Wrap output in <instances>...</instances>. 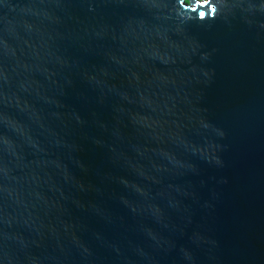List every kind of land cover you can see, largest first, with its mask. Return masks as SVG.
<instances>
[{"label": "water", "instance_id": "95a60500", "mask_svg": "<svg viewBox=\"0 0 264 264\" xmlns=\"http://www.w3.org/2000/svg\"><path fill=\"white\" fill-rule=\"evenodd\" d=\"M0 264H264V0H0Z\"/></svg>", "mask_w": 264, "mask_h": 264}]
</instances>
